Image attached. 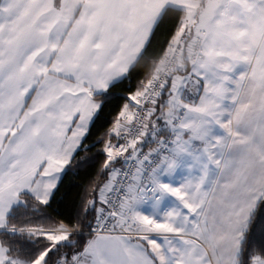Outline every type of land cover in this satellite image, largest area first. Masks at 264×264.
Masks as SVG:
<instances>
[{
    "label": "snow or ice",
    "instance_id": "obj_1",
    "mask_svg": "<svg viewBox=\"0 0 264 264\" xmlns=\"http://www.w3.org/2000/svg\"><path fill=\"white\" fill-rule=\"evenodd\" d=\"M0 264H264V0H0Z\"/></svg>",
    "mask_w": 264,
    "mask_h": 264
},
{
    "label": "crops",
    "instance_id": "obj_2",
    "mask_svg": "<svg viewBox=\"0 0 264 264\" xmlns=\"http://www.w3.org/2000/svg\"><path fill=\"white\" fill-rule=\"evenodd\" d=\"M232 1L238 2L239 0ZM234 32H236V36H234L235 39L233 40L232 33ZM255 39V33L252 28L248 29L243 24H239L229 29L227 37L223 40H218L215 47L207 49L205 55L212 57L227 56L233 52L249 48L255 42Z\"/></svg>",
    "mask_w": 264,
    "mask_h": 264
},
{
    "label": "trees",
    "instance_id": "obj_3",
    "mask_svg": "<svg viewBox=\"0 0 264 264\" xmlns=\"http://www.w3.org/2000/svg\"><path fill=\"white\" fill-rule=\"evenodd\" d=\"M88 174L85 171H81L78 175H69L64 183V189L67 195L65 197V203L71 204L75 199H77V193L80 191V188L75 187L76 184H83L87 181Z\"/></svg>",
    "mask_w": 264,
    "mask_h": 264
},
{
    "label": "rangeland",
    "instance_id": "obj_4",
    "mask_svg": "<svg viewBox=\"0 0 264 264\" xmlns=\"http://www.w3.org/2000/svg\"><path fill=\"white\" fill-rule=\"evenodd\" d=\"M218 2H225V0H218ZM229 3H232V4H240V3H243V0H239L238 2H233L232 0H228ZM244 27L248 28V29H251L247 24H243ZM248 32H252V31H248ZM233 35V40L235 39L234 36H236V32L232 33Z\"/></svg>",
    "mask_w": 264,
    "mask_h": 264
}]
</instances>
